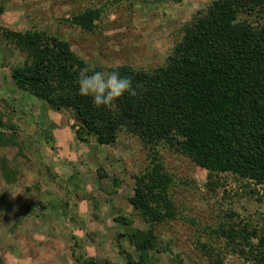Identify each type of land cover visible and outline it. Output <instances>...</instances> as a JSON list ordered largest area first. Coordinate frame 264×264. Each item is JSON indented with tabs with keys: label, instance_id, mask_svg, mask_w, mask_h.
Instances as JSON below:
<instances>
[{
	"label": "rangeland",
	"instance_id": "obj_1",
	"mask_svg": "<svg viewBox=\"0 0 264 264\" xmlns=\"http://www.w3.org/2000/svg\"><path fill=\"white\" fill-rule=\"evenodd\" d=\"M212 1L0 0V264H256L241 233L264 231V182L210 173L127 128L112 144L82 141L72 111L11 76L27 57L11 32L57 35L95 67L153 70ZM86 13L93 27L77 21ZM156 163L171 176V209L144 252L130 234L149 224L129 198Z\"/></svg>",
	"mask_w": 264,
	"mask_h": 264
},
{
	"label": "trees",
	"instance_id": "obj_2",
	"mask_svg": "<svg viewBox=\"0 0 264 264\" xmlns=\"http://www.w3.org/2000/svg\"><path fill=\"white\" fill-rule=\"evenodd\" d=\"M95 18L86 13L77 21L93 27ZM10 35L27 54L11 66L13 80L52 108L72 111L78 139L112 144L127 128L148 144L177 146L210 173L264 182V0H213L194 15L165 65L113 66L132 80L136 95L125 93L109 107L97 108L91 97L79 95L76 81L81 69L112 66H92L57 35ZM147 175L129 198L149 224L130 234L144 252L155 247L154 223L171 209V176L160 163ZM242 231L255 263L264 264V231Z\"/></svg>",
	"mask_w": 264,
	"mask_h": 264
},
{
	"label": "clouds",
	"instance_id": "obj_3",
	"mask_svg": "<svg viewBox=\"0 0 264 264\" xmlns=\"http://www.w3.org/2000/svg\"><path fill=\"white\" fill-rule=\"evenodd\" d=\"M78 94L91 97L95 107L112 106L125 93L136 95L132 80L122 76L116 67L111 71H96L91 67L81 69L76 81Z\"/></svg>",
	"mask_w": 264,
	"mask_h": 264
}]
</instances>
